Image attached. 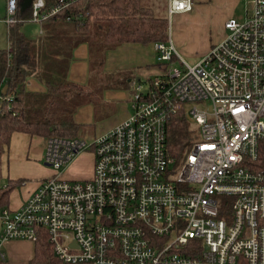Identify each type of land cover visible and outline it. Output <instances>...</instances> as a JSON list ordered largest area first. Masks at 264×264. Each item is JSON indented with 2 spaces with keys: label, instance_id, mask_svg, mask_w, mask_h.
Wrapping results in <instances>:
<instances>
[{
  "label": "built area",
  "instance_id": "2783aa9c",
  "mask_svg": "<svg viewBox=\"0 0 264 264\" xmlns=\"http://www.w3.org/2000/svg\"><path fill=\"white\" fill-rule=\"evenodd\" d=\"M75 1L46 9L33 0L29 21L41 25ZM247 3L246 19L227 20L225 37L191 66L171 24L192 1L168 0L166 41L153 49L159 63L181 67L133 83L130 115L90 142L45 140L42 162L53 174L19 209L0 211V264L5 243L34 244L39 231L65 264H264V0ZM17 6L6 0L8 27ZM183 110L199 135L176 166L166 125ZM89 150L90 179L58 173Z\"/></svg>",
  "mask_w": 264,
  "mask_h": 264
},
{
  "label": "trees",
  "instance_id": "16d2710c",
  "mask_svg": "<svg viewBox=\"0 0 264 264\" xmlns=\"http://www.w3.org/2000/svg\"><path fill=\"white\" fill-rule=\"evenodd\" d=\"M43 1L46 9L56 2ZM20 3L18 0L17 23L7 26V48L0 50V98H4L0 103V211L9 207L13 190L27 182L2 177L3 156L14 133L43 140L82 135L81 125L75 122L74 116L91 94L86 85L69 80L73 47L87 43L91 47L113 50L129 44L165 42L167 37L166 10L157 15L153 8L143 6L142 0H77L44 21L42 35L32 40L22 32V28L31 23V7L22 11ZM67 17L71 20L66 21ZM65 23L73 25L74 33L82 32L74 35L76 41H67L59 32ZM99 23L103 26L100 34H87L91 26ZM31 78L42 85L43 91L29 90ZM189 122L183 110L166 125L168 153L175 159L176 166H180L191 145L198 140L189 130ZM39 233L28 264H65L54 256L46 233Z\"/></svg>",
  "mask_w": 264,
  "mask_h": 264
},
{
  "label": "crops",
  "instance_id": "0c3cea01",
  "mask_svg": "<svg viewBox=\"0 0 264 264\" xmlns=\"http://www.w3.org/2000/svg\"><path fill=\"white\" fill-rule=\"evenodd\" d=\"M193 4V10L189 13H180L176 14L173 20L180 25L181 27L174 33L172 38L173 45L176 48L182 50L186 48L185 41L190 39V32L195 28H203L208 20L211 18L216 12V8L218 4L221 2L220 0H191ZM244 0H231L230 7L233 10L238 2ZM246 2V0H245ZM167 4L166 1V13H167ZM231 19V17L224 18L225 23L227 20ZM167 20V19H166ZM69 23H65L63 30L59 32L63 34L67 41L71 40L72 42L76 41L75 38L71 37V34H74L68 27ZM30 25V34L29 29L26 31L25 28H22L23 34L32 40H37L40 35H42L41 25L29 23ZM198 29V31H199ZM197 31V32H198ZM57 32V33H59ZM194 33V35L197 34ZM72 38V39H71ZM221 41V40H220ZM219 41V42H220ZM105 53V63L108 69H110L113 65L111 63L113 60H118L120 63L118 64H134L135 66V74L133 77L129 78L128 85L137 82H142L141 77H145V80H149L150 78L158 76L155 72L149 69V66L154 63L156 59V53L153 49L152 45H139V44H129L117 47L116 49H106L103 47ZM91 51V45L89 46L87 43H81L77 46H74L71 51V63L69 68L68 77L69 80L75 82L77 84L86 85L87 88L90 83L89 77V62L87 61L89 52ZM182 51H185L182 50ZM208 50H203L200 55H206ZM66 54V53H65ZM126 65L123 67L125 68ZM165 71L161 70V74ZM159 74V75H161ZM86 83H85V82ZM29 90L33 92L43 91L42 85L36 81L34 78L29 79ZM105 87L95 88L93 90L101 92ZM90 94L93 90L88 88ZM106 91L99 98L98 103L95 101L98 98L90 95L87 99L86 103L83 104L74 116V120L79 125H89L90 115L94 114V106L96 104H100L104 101L116 100L118 102L125 101L126 95L122 89L112 91L110 89H104ZM98 96V95H97ZM130 115V112L127 111V107H124L123 114L120 119L116 122L112 123L110 126L100 127L96 131V136H99L108 130L112 129L121 121L125 120ZM44 145L45 149V140L40 137H31L27 134L22 133H14L11 136V141L9 147L3 156L2 160V177L3 179H25V182L21 187L16 188L10 194L9 197V209L17 210L21 207V205L30 197V195L37 189L38 184L41 180L48 177L51 173L50 168L47 169L45 165L42 163L44 151L41 145ZM86 153H82L78 155L72 162L75 166H77V170L73 173L74 178H69L68 180H86L92 177L93 173V156L91 154V159L88 163V172L86 171ZM71 162V163H72ZM53 173V172H52ZM65 179V178H64ZM2 251L5 253L6 261L1 264H28V262L33 258L34 254V244L27 241H10L5 243Z\"/></svg>",
  "mask_w": 264,
  "mask_h": 264
},
{
  "label": "rangeland",
  "instance_id": "374dc122",
  "mask_svg": "<svg viewBox=\"0 0 264 264\" xmlns=\"http://www.w3.org/2000/svg\"><path fill=\"white\" fill-rule=\"evenodd\" d=\"M167 0H142V5L151 7L155 11V14L163 13L165 10ZM221 2L218 4L216 8V12L211 15V18L208 20V22L205 24L204 29L203 28H195L192 29L190 32V39L188 41H185L186 48L185 51H182L178 48H176L180 58L186 62L187 64L194 66L196 63H198L204 56L200 55L203 50H210L214 45L219 43L220 40H222L225 37L226 31L224 29V18L231 17V19H235L236 21L243 22L246 19V16L251 13V6L247 3V0L240 1L237 3V5L234 7V9H231V0H220ZM6 19V0H0V50L7 48V25L5 23ZM178 23L176 20L172 21L171 24V35L172 38L174 36V33L179 30L181 27L178 28ZM180 26V25H179ZM30 25H26L24 28L27 31L29 29L30 34ZM68 27L73 31L74 27L72 24H68ZM177 29V30H176ZM199 29V31H198ZM103 31V26L101 23L96 24L95 26H91L89 31H87V34H91V36H97L100 34V32ZM198 31V32H197ZM194 35V33H196ZM78 34H82V32L78 31ZM76 33L71 34V37H74V35H78ZM98 38V37H97ZM97 38H95V41L97 42ZM207 51V52H208ZM105 53L102 46H95L91 47V51L89 52V56L87 61L89 62V77H90V83L88 88L90 90H93L95 88L99 87H105L104 89H110L112 91L122 89L125 93V101L118 102L116 100H110V101H104L100 104H96L94 106V114L90 115V122L89 125H82L81 126V137L80 138H87L88 142L93 140L96 136V131L100 127H107L110 126L112 123L116 122L118 119L122 117L123 109L124 107H127V111L131 113L130 109V100L134 93V87L133 85H128L129 78L134 76L135 66L134 64H124L126 65L125 68L124 65L118 64L120 61L113 60L111 63L115 64L110 69L107 68L105 63ZM173 67H181V63L178 60H174L170 63H159L157 60H154V63L149 66V69H151L156 74H161V70L168 71L170 68ZM163 74V73H162ZM142 82H146L145 77H141ZM151 79V78H150ZM85 82V81H84ZM86 83V82H85ZM103 89V90H104ZM98 92L93 90L91 95L98 98L95 103H98L99 98L104 94L106 91ZM3 91V90H2ZM98 95V96H97ZM207 106L206 102L203 103H189L185 105L186 111H191L193 108H204ZM189 130L192 132V134L195 136L199 135L198 127L192 123L189 122ZM41 147L44 151V145L42 144ZM86 154L88 155L86 160V171L88 172V163L90 161L91 157V150L87 151ZM43 163V162H42ZM44 165V164H43ZM49 169V168H47ZM77 170V166H75L72 163H70L65 169H61L58 171V173L65 179L74 178L73 173ZM51 176L53 173L52 170H50ZM42 181V180H41ZM40 181V182H41ZM39 182V183H40ZM0 231H1V225H0Z\"/></svg>",
  "mask_w": 264,
  "mask_h": 264
},
{
  "label": "water",
  "instance_id": "95a60500",
  "mask_svg": "<svg viewBox=\"0 0 264 264\" xmlns=\"http://www.w3.org/2000/svg\"><path fill=\"white\" fill-rule=\"evenodd\" d=\"M33 0H21L20 8L22 11L29 9L31 7ZM188 120L191 122L190 118Z\"/></svg>",
  "mask_w": 264,
  "mask_h": 264
}]
</instances>
